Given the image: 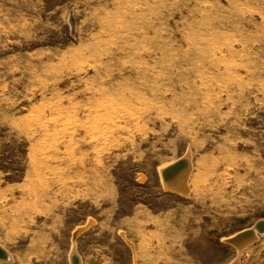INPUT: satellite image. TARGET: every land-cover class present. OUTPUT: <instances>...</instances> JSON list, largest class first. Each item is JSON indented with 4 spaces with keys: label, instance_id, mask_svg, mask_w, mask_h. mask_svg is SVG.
Returning a JSON list of instances; mask_svg holds the SVG:
<instances>
[{
    "label": "rangeland",
    "instance_id": "obj_1",
    "mask_svg": "<svg viewBox=\"0 0 264 264\" xmlns=\"http://www.w3.org/2000/svg\"><path fill=\"white\" fill-rule=\"evenodd\" d=\"M261 222L264 0H0V264H264Z\"/></svg>",
    "mask_w": 264,
    "mask_h": 264
},
{
    "label": "bare ground",
    "instance_id": "obj_2",
    "mask_svg": "<svg viewBox=\"0 0 264 264\" xmlns=\"http://www.w3.org/2000/svg\"><path fill=\"white\" fill-rule=\"evenodd\" d=\"M181 163H179V165L177 167H175V170L172 172L174 179L171 180V183L175 184L174 186L177 190H183V187L185 185H187L186 183L184 185V182H185L187 176L189 175L190 165H191L189 157H187V156L181 159ZM168 167H166L163 171H165ZM258 231H259V229H257V227H255L251 230H247V231H244L242 233L237 234L235 237L231 238L230 240L235 245H237V247H239V249H241L249 241H251V240L255 239V237H257ZM73 252L76 253L75 250ZM76 258H77V261H76ZM1 259H3V260L10 259V255L3 247L0 246V260ZM73 260H74L75 264L76 263L80 264V258L78 257L77 254L73 255Z\"/></svg>",
    "mask_w": 264,
    "mask_h": 264
},
{
    "label": "water",
    "instance_id": "obj_3",
    "mask_svg": "<svg viewBox=\"0 0 264 264\" xmlns=\"http://www.w3.org/2000/svg\"><path fill=\"white\" fill-rule=\"evenodd\" d=\"M179 163H181V160H179L178 162H176L175 164H173L172 166H169L165 171H164V176L166 178L170 177L172 172L175 170V167H177L179 165ZM183 163V162H182ZM181 163V164H182ZM258 229L260 231L264 230V224L261 222L258 224Z\"/></svg>",
    "mask_w": 264,
    "mask_h": 264
}]
</instances>
